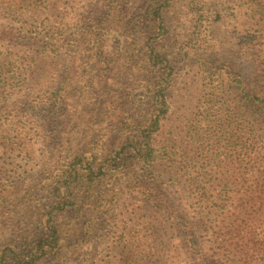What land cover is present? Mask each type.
<instances>
[{"label":"rangeland","instance_id":"obj_1","mask_svg":"<svg viewBox=\"0 0 264 264\" xmlns=\"http://www.w3.org/2000/svg\"><path fill=\"white\" fill-rule=\"evenodd\" d=\"M104 1L101 7L106 8ZM126 2L132 6L138 1ZM182 3V0H168L166 19L169 25L175 17V9ZM209 7L220 14V18H215L205 29V39L216 41V52L224 61H233L237 69L244 71L258 66L264 70V6L248 4L246 0H213ZM85 9H94L91 1L45 0L39 2L34 11L19 5L0 9V57L7 59L0 76V247L7 243L13 232H24L36 226L39 217V211L34 210L33 198H23L30 175L37 171L36 183L45 182L46 172L42 173V170L49 157L46 144L49 141L50 90L45 91L44 86L51 80L46 76L49 67L41 68L39 53L53 32L75 37L73 34L78 30L84 31L83 28L90 25L87 19L80 17ZM125 20V14L115 13V20L110 24L112 28L105 35L102 51L104 56L111 58L110 62L100 64L91 75L85 64H76L71 77L66 78V83L78 87L66 89L60 109L68 102L67 111L73 114L71 106L80 101L81 90L87 89V82H92L87 97L92 101L99 98V83L107 86L104 98L108 99L103 101L106 104L92 109V101L88 100L80 110L77 107L75 117L81 119V130H94V134L107 131L108 120L100 124L99 116H114L117 110L111 102L140 97L145 66L143 39L139 38L135 43L130 33H123ZM172 44L173 40L169 39L160 42L158 48H170ZM184 65L181 74L174 72L176 83L173 84L169 111L156 135L154 160L135 167L132 182L144 178L153 183L161 199L174 209L182 210L187 222L196 225V230L188 233V239L206 245L208 249L216 217L210 216L208 206L199 199L200 188L209 189L210 194L212 189L208 187L211 184L217 190L215 195L234 190L245 194L248 186L253 185V179L243 182L248 178L246 169L252 164L253 157L244 149L239 137V116L243 107L238 89H235L236 79L227 82L202 61L187 60ZM50 66H54L52 61ZM248 149L253 150V147ZM219 166L223 169L222 175L211 170V167ZM219 180L221 184L217 183ZM116 191L120 208L112 232L109 235L102 232L103 237L94 250L87 245L82 253L77 252L73 257L75 264H83V251L89 246L91 253L88 256L93 258L110 246L108 255L111 257L105 261L121 263L120 249L111 250L119 242H129L137 248L135 259L139 264H199L187 253L186 242L180 241L172 228H166L169 225L153 211L143 210L135 188L119 184ZM259 195L264 196L263 193ZM16 198L19 201L14 203ZM28 203L32 206L25 212ZM252 209L239 223L256 228L259 244L255 247H258L264 244V205ZM165 211L163 207L160 213ZM130 217L133 221H129ZM259 257L262 259L263 254ZM127 260L129 258H125L123 264ZM97 263L99 260L96 259L92 262Z\"/></svg>","mask_w":264,"mask_h":264},{"label":"trees","instance_id":"obj_2","mask_svg":"<svg viewBox=\"0 0 264 264\" xmlns=\"http://www.w3.org/2000/svg\"><path fill=\"white\" fill-rule=\"evenodd\" d=\"M42 1L45 0H0V9L19 5L34 11ZM89 1L94 9H85L80 17L87 19L90 25L85 26L84 31L74 33L75 37L53 32L39 53L41 68L49 67L46 76L51 80L44 86L45 91L50 90L49 141L46 144L49 157L42 170V173L46 172V180L43 184L36 183L37 171L29 176L23 198H33L34 210L39 211L37 225L10 235L7 243L0 247V264H75L73 257L77 252L82 253L87 245L94 250L103 237L102 232L105 235L112 232L120 208L116 191L119 184L135 188L143 210L153 211L169 225L166 228H172L180 241L186 242L187 253L199 264H259L257 262L261 261L260 264H264V244L255 247L259 244L256 228L239 223L254 206L264 205V196L259 195L264 194V70L258 66L244 71L237 69L233 61H224L216 52V41L205 39L208 24L220 18L219 12L209 7L213 0H182L170 25L166 19L168 0H137L132 6L125 4L126 0H106V8L101 7L104 0ZM246 3L264 6V0H246ZM115 13L126 15L122 26L124 34L130 33L135 43L139 38L143 39L142 86L137 99L111 102L117 110L114 116H99L100 124L108 120V130L94 134V130H81V119L75 117L77 107L80 110L88 100L92 101L87 98L91 81L87 82L85 91L81 90L80 101L71 106L74 114L67 111L70 103L67 102L62 110L60 105L66 89L78 87L66 83L74 67L85 64L91 75L100 64L110 62L111 58L104 56L102 49ZM169 39L173 40L170 48H158L160 42ZM187 60L202 61L227 82L236 79L235 89H238L243 107L239 116V137L244 149L253 157L252 164L246 169L248 178L243 179V182L253 179V185L248 186L245 194L234 190L215 195L217 190L211 184L208 187L212 189L210 194L209 189L200 188L199 199L208 206L210 216L216 217L208 249L206 245L188 239V233L192 234L196 225L187 222L182 210L174 209L161 199L153 183L144 178L132 182L135 167L154 160L156 135L169 111L176 83L174 72L181 74ZM6 63L7 59L0 57V76ZM22 74L20 72V76ZM98 89L99 98L90 103L94 106L92 109L107 103L103 102L108 99L104 98L107 86L99 83ZM251 147L253 150L248 149ZM216 169L211 167L214 174H223L221 166ZM127 182L129 184L124 185ZM217 183L221 184V180ZM18 199H14V203ZM30 203L25 205V212L32 206ZM163 207L166 211L160 213ZM133 219L130 217L129 221ZM247 227L249 229H245ZM109 249L110 246L103 248L93 258L88 256L91 253L89 246L83 251V264H92L95 259L99 264H110L111 261H105L111 257ZM118 249L121 253L118 264H123L125 258H129L125 264H139L135 259L137 248L132 243L119 242L111 248L112 251ZM259 254H263L262 259Z\"/></svg>","mask_w":264,"mask_h":264}]
</instances>
